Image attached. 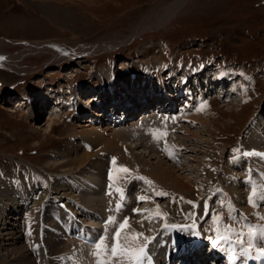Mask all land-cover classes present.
<instances>
[{
	"label": "rangeland",
	"instance_id": "1",
	"mask_svg": "<svg viewBox=\"0 0 264 264\" xmlns=\"http://www.w3.org/2000/svg\"><path fill=\"white\" fill-rule=\"evenodd\" d=\"M148 22L149 24L154 23L153 27L152 25L144 26ZM103 46L110 47L103 49L101 48ZM59 49H73L77 52L72 56L68 55L70 58H66L64 54L57 53ZM0 57L7 58L2 60L7 64L2 65L0 62V176L3 173H13L17 168L23 172L27 171L26 173L32 169L41 171L40 173L47 177L48 181H52L44 184L41 178L15 177L8 183L5 182L6 187H14L13 192L19 193L12 196L14 201L11 202L16 206L15 211L12 209L11 202L9 205L12 211L6 210L7 214L15 219L10 222L12 226L10 225V230L7 231L12 233L9 237L15 239H11L8 243H14V245L6 246L7 249L13 247L21 249L20 252L22 257L25 255V261H29L30 254L33 252L31 249H35L30 247L31 235L39 233L38 228L30 229L31 233L33 232L31 235L23 231V226L33 206V202L27 204L25 195L29 187L36 192V197L45 192L46 197L49 193L54 195V198L55 196L62 197L64 207L69 210L72 204L76 203L77 199L79 200L78 196L83 193L73 195L72 192L75 191L71 189L68 192L64 191L67 183H63V180L58 181L59 179L56 178L55 184L52 177L54 173L58 175L70 173L79 177V172L88 171L89 162L93 159L101 171L93 173L92 176L97 175V181H99L104 175L106 162H101L97 157L98 153H119L118 141L121 142V140L122 143L126 142L124 157L121 160L125 167H128L136 176L144 174L148 169L156 168L167 170L171 168L177 171L175 175L178 178L193 182L196 188H193L195 191L191 194L188 191L189 195L176 192L170 195L173 198L182 197L180 200L183 203L185 198H189L191 203H182L181 209H194L200 219L208 218L214 224L210 215L214 214L215 207L207 197H204L205 190L199 186L198 182L200 176L207 181L205 185L210 180L206 173L201 175L203 165H209L206 168L215 175L217 173L214 183L221 186L220 189L226 193V184H219L220 178L224 180L227 178L226 171L224 172L222 167L229 166L228 154L234 150L237 151L241 141L253 127H248V125L246 131L240 135L236 149L227 148L237 140V135L240 134L249 117L255 118L257 110L264 109V0H0ZM176 61L183 64L189 61H200L201 66L207 61L218 65L224 62L234 64V61H237L242 63L241 69L254 70L258 78H256L255 85L251 87L248 93L250 95L246 97L245 102L242 100L239 103L222 104L213 100L208 105V111H201L203 107L192 111L187 121L190 124L194 123L193 127L183 125L182 130L171 132L167 148L160 149L159 152L166 155V151V156L170 158V162L174 163L173 165L141 145L140 139L136 138V133L132 128L136 123L132 110L128 116H132V119L126 122L127 124H119L126 127V132H124L122 131L123 126L121 128L106 126L99 128V126L94 127L87 124L86 121L82 124L76 122L68 124L57 116V111L61 113V110L52 105L51 101L56 99L53 95L54 87L65 82H80L83 91H92L91 93L85 92L86 94L82 92L81 99L95 98L94 85L98 89L102 87L96 77L98 73L107 70L109 64V70L114 68L117 73H115L116 86L127 87L126 89L129 90L127 83L122 81L124 77L120 78L121 72L125 76H136L139 75L141 69L153 68L161 62L173 64ZM245 62L247 63L244 64ZM132 63H136L135 70L131 67ZM248 63L252 67H249ZM12 64L18 66L19 69L15 70ZM142 64L151 66L145 67ZM177 67L180 68L182 75L188 70L196 69L195 65H192V69L177 65L167 68L164 73L172 74ZM190 81L193 80L190 79ZM165 83L178 86L177 82H170L167 78ZM130 84L133 87L132 96H136L139 90L144 91L139 103L145 99V90L155 95L153 93L157 87L155 82L153 88H148L150 84L147 82L146 89V83L139 85L137 78ZM156 93H158L157 90ZM24 99L30 100L25 101ZM15 101L23 103V107H17L8 112L7 109L15 105ZM89 102V105L84 106L94 105L91 100ZM135 103L134 101L130 105L132 109L135 108ZM185 105L188 104L185 103ZM256 105L258 108L255 109ZM79 108L78 111L81 110L83 113L84 107ZM53 109L57 111L53 113ZM200 111L205 115L204 122L198 115ZM91 113H97V111L92 108ZM95 117L99 118L96 115ZM142 120H139L141 121L140 126L144 125ZM49 121L52 122L50 125H48ZM251 123L254 122L251 121L250 125ZM47 125L50 130L43 132ZM174 134H179V136L174 137ZM184 134H193L195 137L185 138ZM134 136L135 139H133ZM79 139H85L93 148L98 147V149L90 152L82 151L77 145ZM174 143L180 150L179 161H173L169 155ZM207 152L215 154L214 158L217 159L215 163L214 158H208ZM85 156L91 157L80 165V159ZM180 162L183 165L186 164L187 168L183 166L184 168L180 169ZM90 176L87 175V178ZM84 178L87 180L86 177ZM157 183L155 187L160 189L158 185L160 183ZM210 185L211 183H208L206 186L210 187ZM161 186L166 188L164 185ZM166 189L170 193L169 188ZM64 193H70L72 197L76 196V200L68 202ZM237 193H240V199H242V206L237 207L247 212L248 219L252 221L250 215H255L256 212L253 211V207L249 206V197L243 196L240 190ZM84 194L88 196V193ZM91 194L97 204L101 200L100 192ZM21 195H25V198ZM196 201L201 205L194 206ZM233 202L234 200L231 201L230 198L231 205ZM208 203L211 204L208 205L210 214L206 215L204 207ZM80 204L91 211L96 208L90 203L86 206L80 201ZM174 207L177 209L178 206L175 204ZM170 208L165 204L164 209L161 208L158 211L160 213L169 212ZM44 214L45 219H42L44 224L41 226L43 231L40 235L38 234V240L41 242V238L44 240L48 238L61 241V238H58L60 234L55 228L56 221L48 218L46 212ZM16 216L20 219H16ZM193 221L197 222V219ZM142 223L145 228L146 222ZM14 236L21 238L17 240ZM72 242L68 239L64 243L61 241V244L54 243L56 247L53 249L60 250L57 251L58 254H54L48 243L47 245L44 242L35 243V245L37 248L46 249L47 247L49 250L38 248L39 251L44 252L43 256L47 255L44 264H60V256L70 244H73ZM23 245L26 248L23 249ZM31 259V262L34 261L33 258Z\"/></svg>",
	"mask_w": 264,
	"mask_h": 264
},
{
	"label": "bare ground",
	"instance_id": "2",
	"mask_svg": "<svg viewBox=\"0 0 264 264\" xmlns=\"http://www.w3.org/2000/svg\"><path fill=\"white\" fill-rule=\"evenodd\" d=\"M157 21H159V19H157ZM157 21L155 20V22H157ZM146 22H147V20H146ZM152 24H154V23H152ZM152 24H149V22H148L147 24H144V26L145 25L146 26H151ZM152 27H153V25H152ZM104 46L101 47V48L106 49V48H109L110 47V46H108V47H104ZM98 49H100V48H98ZM103 49H100V50H103ZM94 50H96V48ZM100 50H98V51H100ZM75 52H77V51L76 50H73V49H70V50H68V49H59V51L57 53L58 54L59 53H61V54H66L67 53V55L72 56V55L75 54ZM2 58L3 59H7L5 57H2ZM3 59H0L1 64L2 65L7 64V62L2 61ZM12 65H13V68L15 70L16 69L17 70L19 69L18 66L16 67L15 64H12ZM131 67H133V70H135L134 68H136V63H132ZM113 70H114V68H112V70H109V71L103 70L102 73H98V75H97L96 78L99 80V83H100V85L102 87L99 88L98 89V93H96L94 95H97L98 94L99 95V98L100 97L104 98L105 97V93H108V94L112 95L110 97L111 102H113L115 105H117L118 102H121V103L123 102L124 105H125V108L124 109H125V111L129 115H130V111L134 109V108L132 109L130 105H132V102L135 101L136 102L135 103V107L138 106L139 105V102H140L139 99H141L142 93L144 92V91L139 90V91H137L138 94L136 96H134V95L132 96L133 87L130 84V82H132L136 78L138 79L139 85L146 83L145 89L147 88V82H148V84H150V86L148 88H153V86H155V84H154V82H155L157 84V88H159V86L161 88H163L164 91L162 93H165V94L168 93V90L171 89V87H172L171 84L165 85L166 84L165 83L166 78L170 82H172V81H174L175 83L177 82L176 85L179 86L178 87L179 89H181L180 87H183L184 82L187 85H188V83L190 84V79L193 80L192 83L194 84V87H200L202 84L204 86H207V84H208L207 79L205 77H202L201 73H200V76H197V75L194 74L195 73L194 70H191V71L188 70L186 73H184L182 75L181 74L182 72L180 71V68L179 67H177V70L174 73L169 74L167 77H165L167 74L164 73V71H165L164 66H163L162 63H160V64H156V66H154L153 68H148L147 70L146 69L145 70H142L141 69V71H139V73H138L139 75H136V76H132V75L125 76L124 74L122 75V72H121V77L120 78L122 79V76H123L124 78H123L122 81L126 82L127 85H128V88H130L129 90H127L126 89L127 87L121 88L122 86H119V87L116 86V82L113 81V79L111 77V72ZM179 75H181L183 77H178ZM153 79H155V80L153 81ZM174 88H176V87H174ZM115 92H117V93L115 94ZM145 93H146V95H151V93H149V91H147V90H145ZM113 94H115V95L113 96ZM0 95H1V93H0ZM15 102H16L15 105H12V107L10 109H7L8 112H11L12 109L17 108V107L18 108L23 107V103H19V101H15ZM85 102H86V104H85ZM85 102H81V104H80L81 106H79V107H84V109H85V110L83 109L84 112H90V108L91 107L90 106H87V107L84 106V105H89L88 103H90V102L88 100H85ZM227 102H229V100H227L226 103ZM141 104L142 103H140V105ZM53 110H54L53 113L57 111V109H53ZM263 113H264V109L257 110V113H255V118H253L255 121L252 120V122H254V123H251V125L248 126V127L251 126L253 128H250L248 134L245 135L246 137L243 135L245 137V139H243L241 141L239 148H237V149L235 148L237 151L231 152L229 154L227 153L228 154V158L230 159L229 166H227V167L226 166L225 167L223 166L222 167V169L224 168L223 169L224 172L226 171L228 173L225 172V175L227 176V178H225V180L224 179H221V178L219 179V184H223V183L226 184V193L231 198V201L234 200V202H233L232 205H235L236 207L238 205L242 206L241 205L242 204V199H240L241 198V196L239 195L240 193H237L238 190H240L243 193V196H245V197H249V195L253 191V190H249L250 187L247 186L246 181L243 179L244 177H248V175H250L252 177H256L255 174H253L250 171V167H253L256 172H260L261 173V171H262L261 170V164H258L257 165L255 155L262 153V151L264 150V148H262V146L264 145V142H263L264 137L261 135V132H260L262 129H264V123H263L264 122V114ZM92 114H95L96 116H99L98 113H92ZM95 115H93V116L95 117ZM198 115H200V119H202L201 121L204 122L203 120L205 119L204 118L205 115L203 114V112L200 111L198 113ZM128 116H126V117H128ZM124 117L125 116L123 115V118ZM51 123L52 122L49 121L48 122V125H50ZM48 125L46 126V129H44L45 127L43 128L44 129L43 132L44 131L46 132V131H49L50 130V128H49ZM103 136H104V134H103ZM183 136L185 138H189L190 136L193 137V138L195 137L193 134L192 135H190V134H184ZM178 149L179 148L177 147V144L176 143H174L172 149H170L171 150L170 151V153H171L170 156L173 158V161H179L180 160V153H179L180 150H178ZM245 151L250 152V153H253V154L250 155V156H243L242 153L245 152ZM207 154H208L207 156H208L209 159H212L215 156V154L213 152H210V153L207 152ZM89 157H91V156H85L84 158L80 159V162H79L80 165L82 163H84L86 160H88ZM121 160L122 159H120V161ZM261 160H262V158L259 157L258 158V161L260 162ZM139 161H141V160H139ZM213 161L215 163V161H217V159L215 160V158H214ZM132 163H134V162H132ZM248 163H249V165H247ZM55 164H53V165H55ZM90 164H91V166H90ZM51 165H52V163H51ZM64 165H65V163H64ZM89 166L87 168L88 171H86V172L83 171L82 173L79 172L80 173L79 174V178H81L82 180H85L84 177L87 178V175H91L90 178L89 177L87 178V180L88 179H92L93 181L94 180L97 181V177H96L97 175H95L94 177L92 175H93V173H96L97 171L98 172L101 171V169L99 170V168H98L99 166H97L96 162H94L93 159L90 160ZM158 166H159V164H158ZM183 166L187 168V165L186 164L183 165L180 162V169L181 168L183 169L184 168ZM207 166H209V165H207ZM207 166L203 165L204 168H203V171L201 172V175L203 173H206L208 175V177L210 178V180H208V183H214V181H216V175H217V173L215 175L214 172H212L210 169H207L206 168ZM134 168H135V166H134ZM141 168H143V167H141ZM144 168H145V166H144ZM233 169H237L240 172V175L239 174L235 175ZM145 170H147V168ZM175 172H177V171H175V170H173L171 168H169L168 170L167 169H164V168H156V169H153V170L148 169L147 172H145L144 174L143 173H141V174L149 177L150 179L153 180V182L154 181L155 182L157 181L161 185H164L166 188H169L168 189V190H170V193L169 194H172L173 192H176V193H179V194L189 195L192 192H194L195 190L193 188H196V187H194L195 185H193V182H191V181H184V180L180 179V177L178 178L175 175ZM200 180H204V179H202V177L200 176V179H199V182H198L199 183V186L202 189L205 190L206 188L209 187V186H206L208 183L205 185V182H207L206 180H204V181H200ZM240 182H244L245 184H240ZM168 183H170V184H168ZM4 186H5L4 182L2 184H0V226H1L0 227V264H11V263L12 264H34L36 262L38 264L39 263H41V264L43 263L44 264L45 257L47 255L46 256H43L44 252L39 251V249H41V247H38L39 248L38 249L37 246L35 245V243H43L44 242L46 245L48 243L52 247V249H53V248L56 247V245H53L54 243L61 244V242H59L58 240H53V239H50L49 240L48 238H45V240H44V238H41V242L39 240L37 242V238H32L33 236L31 235V245H30V247L35 248L36 250H38L36 252V251H34L35 249L34 250L31 249L33 252H32V254H30V259L33 258V260H34L32 262L30 261V259H29V261H25V255L22 257V254L20 252L21 249L14 248V247L11 248V249H7L6 246L14 245V243H11V244L8 243V241L10 242V240L11 239H14V238H10L9 236L12 233L11 232H7V231L10 230L9 229V226L10 225L12 226V224L10 222L12 220H15V219H13L12 217H10V215L7 214L6 210L12 211V210H10L11 207H10L9 203L11 201H14V199L12 198V196L15 195V194H19V193L13 192L14 187H11V186H9V187H6L5 186L4 187ZM29 188L30 189L25 193V195L27 196V201H28L27 204L33 202V206L30 209V215L27 218L26 223L23 226V231L28 233L30 231V229H33L34 230V228H38V232L39 233H37V234L40 235L42 233V231H43V227H41V226H43L42 224H44L42 222V219L43 218L45 219V217H44L45 216V214H44V206L42 205L41 202L46 198L47 193L46 192L45 193H40V195L36 197V192H34V190H31L33 188L32 187H29ZM69 188H72L71 190L74 191L73 186L72 187H69V185H67V184L64 186V191L67 190V192H68L70 190ZM237 188H238V190H236ZM188 191H190L189 194L187 193ZM70 193H64L65 196H66V198H67V200H68V202L71 201V200L74 201V199L76 198V196H73V197L70 196ZM25 195H21V196L22 197L24 196V198H25ZM67 196H70L71 198L70 197H67ZM87 197H88V199H87ZM174 197H176V196H174ZM78 198H79V201H81L86 206H88L87 204L90 203V205H93L94 207H96V208L92 209V211H96V210L98 211L99 207L101 206L100 205L101 200L96 204V202L93 200V197H92V194L91 193H88V196L83 193L80 196H78ZM180 198H182V197H180ZM186 202H191V201H190L189 198L188 199L185 198L184 203L186 204ZM178 203L181 205L183 202L178 201ZM11 204L13 205L12 209L15 211V207L16 206L12 202H11ZM209 204L210 203H208L207 205H209ZM199 205H201L200 202L197 203V201H196V203H195L194 206L198 207ZM22 207H23V203H22ZM26 217L27 216L25 215V218ZM5 219H7V220H5ZM6 238H8V239H6ZM15 238L18 240V238H21V237L20 236H17ZM72 243L74 244V241ZM24 247H25V245H23V249H24ZM76 247L79 248V246H77V245H76ZM45 248L46 249H41V250L49 251V250H47V247H45ZM53 251H54V254H55V253H57L58 249L57 250H54L53 249ZM205 255H206L205 253L200 254V256L203 257V258H204ZM198 258L200 259L199 256H198Z\"/></svg>",
	"mask_w": 264,
	"mask_h": 264
},
{
	"label": "snow or ice",
	"instance_id": "3",
	"mask_svg": "<svg viewBox=\"0 0 264 264\" xmlns=\"http://www.w3.org/2000/svg\"><path fill=\"white\" fill-rule=\"evenodd\" d=\"M0 59H3L0 57ZM203 105H201V108ZM199 110V109H198ZM167 119V117L165 118ZM153 138L158 139L159 136L156 132H153ZM235 151V150H234ZM253 153L250 152H243V156H250ZM171 155V153H169ZM113 164V171L109 172V180H114V173L116 176H118L120 173L128 174L129 169L127 167L121 166L119 168H116V158L113 157L112 159ZM137 179L144 180V177H137ZM148 184H151L152 182L150 180L145 181ZM109 188H112V184H109ZM116 191L120 194V200H124V193L123 189L117 188ZM111 195V192L108 193ZM159 195H166L165 193H158ZM257 189L255 186H253V191L249 196V204L250 206L254 208H258L260 204H264V195H261L259 197V201H257ZM140 201H145L146 197L141 195L138 197ZM191 203V202H189ZM224 207V205H221ZM122 207L121 203H117L116 205V211H120ZM134 212H139V209H134ZM227 211H228V219L232 220L233 223L238 222L237 221V215L235 208L231 205H227ZM209 213L208 205L205 204V214L207 215ZM156 217L164 218L163 214L157 212L154 214ZM258 219L264 220V216H258ZM211 219L215 225L214 232L216 239H212L209 237L210 242L213 244V246H220V242H227L229 244V248L232 252H235V248H232V244H240L242 247L240 248V252L246 256L253 248L258 249V254L261 256H264V226L261 225H252L250 223H245L244 226L247 228V232H237L236 229L232 228L229 225L223 224L224 217L220 215L213 214L211 216ZM247 217L240 215V221L239 222H246ZM114 218L109 217V220L106 222L107 224L114 223ZM129 227L128 224V218L126 217L123 222H121L116 229L114 236H113V244L111 246V256L105 257L103 254L108 251L107 245L105 244L106 236L101 237L99 241H94V247L95 251L93 252L94 257L96 258V264H111V260L113 258H120L125 262H130V264H152V258L148 255L147 248L148 244L152 242V240L155 239V237H144L143 233H132L129 236H125L124 240L125 243L121 244V236L122 233ZM164 229H172V230H178V231H189V228L187 226H177V225H169L165 224ZM31 231L28 232V235H31ZM199 233L196 230H192V235L196 236ZM235 236L236 239L233 240L232 237ZM247 238V247H243L244 244V237ZM140 237H144L145 244L140 247H133L130 246L131 243L135 242ZM174 243H178V241H175ZM229 264H233L232 260L229 261Z\"/></svg>",
	"mask_w": 264,
	"mask_h": 264
}]
</instances>
